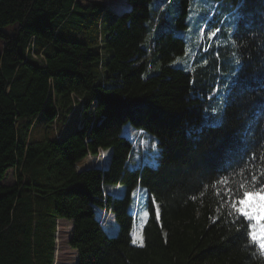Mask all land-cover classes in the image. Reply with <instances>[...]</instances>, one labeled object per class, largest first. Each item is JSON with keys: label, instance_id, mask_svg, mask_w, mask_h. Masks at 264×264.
I'll return each mask as SVG.
<instances>
[{"label": "trees", "instance_id": "1", "mask_svg": "<svg viewBox=\"0 0 264 264\" xmlns=\"http://www.w3.org/2000/svg\"><path fill=\"white\" fill-rule=\"evenodd\" d=\"M169 1L124 0L116 11L0 0V264H54L60 221L73 264H264L225 192L264 183V0H211L236 15L239 62L213 126L203 125L212 86L200 80L222 56L212 42L221 26L191 71L171 67L184 53L175 29L187 0H177L175 27L142 46ZM10 169L15 184L5 186ZM104 211L114 235L109 221L100 226Z\"/></svg>", "mask_w": 264, "mask_h": 264}, {"label": "rangeland", "instance_id": "2", "mask_svg": "<svg viewBox=\"0 0 264 264\" xmlns=\"http://www.w3.org/2000/svg\"><path fill=\"white\" fill-rule=\"evenodd\" d=\"M110 2V8L116 9L118 11L120 7L123 6L124 0H82L84 4L90 2ZM156 4L153 2L150 5V9H155ZM180 7V2L177 0H170L168 4L162 5L160 8H164L162 15L163 22L157 26V29L151 34L148 35L142 46L144 48L148 47L149 42L153 39L160 31L166 30L168 28H174V15L177 12L176 10ZM236 15L229 13L226 10L225 6H218L212 3L211 0H187V13L185 18L186 26L184 28L175 29V33L181 37L185 43L184 53L180 56L173 58L169 62V66L175 68H182L185 71H191L193 69V63L195 59L201 54L202 47L206 48L204 45H211V40L208 39V31L212 30V26L215 23L220 25L219 28L220 34L217 37V40H213L215 43L213 47H219L222 51V56L216 58L218 60L216 66H211L209 73L206 76H201L200 83L205 84L209 83L212 86L211 95L215 97L213 100L214 106H210V113L205 115L203 120L204 126H213L218 125L221 119V111L224 105L225 96L231 84L235 80V76L238 71V59L235 50V45L233 41V32L236 26ZM203 30V34L201 32ZM206 45V46H207ZM215 56H218L215 53ZM33 59L37 58L36 55L32 56ZM151 58V57H150ZM159 67V64L156 65ZM137 130L136 128L131 127L130 125H124L121 129L123 136L127 137L130 140L137 141L136 143L140 144L143 139V133ZM141 137H143L141 139ZM150 139L147 137L145 143ZM155 144V141L151 142V146ZM153 149V147H152ZM155 150V149H153ZM106 159H109V152L104 153ZM105 159L100 155V158L94 163L95 166L99 165ZM89 166V160L84 158L76 163V169L80 170ZM5 186H11L15 184V171L10 169L6 172L5 178L2 182ZM140 203V202H139ZM134 207V202L130 204V208ZM104 211L102 215V220L107 221L109 213ZM108 214V215H107ZM70 231V225L64 221L58 222V232L55 236L56 240V251L57 258L55 264H73V252L66 246V240L68 238V233ZM117 231L116 224L111 219L105 229V232L108 235H114Z\"/></svg>", "mask_w": 264, "mask_h": 264}, {"label": "snow or ice", "instance_id": "3", "mask_svg": "<svg viewBox=\"0 0 264 264\" xmlns=\"http://www.w3.org/2000/svg\"><path fill=\"white\" fill-rule=\"evenodd\" d=\"M203 34V30H201ZM219 29L216 31H208V39L211 40L217 36ZM155 149V144L152 145ZM152 166L155 165V161H152ZM227 185L228 180L225 178L221 181ZM252 185L259 183L258 177L253 175L251 178ZM247 180L240 185L242 194L233 188L226 187L225 192L228 195V202L231 205L232 210L237 214V223L243 225V231L246 232L248 240L258 247L261 254L264 255V183H261L259 188L253 187L252 190L246 188ZM220 193L217 192V195ZM153 204L155 200L153 199ZM157 215L159 214V208L156 209ZM145 216L150 215L149 212L144 213ZM242 218V219H241ZM241 229H238L240 231ZM136 243V240H133Z\"/></svg>", "mask_w": 264, "mask_h": 264}, {"label": "bare ground", "instance_id": "4", "mask_svg": "<svg viewBox=\"0 0 264 264\" xmlns=\"http://www.w3.org/2000/svg\"><path fill=\"white\" fill-rule=\"evenodd\" d=\"M34 60H37V58H34ZM104 160V159H103ZM107 213V212H106ZM105 213V214H106ZM108 215V214H107ZM104 216V215H103ZM103 218V217H102ZM104 225V221L102 220V224H101V226H103Z\"/></svg>", "mask_w": 264, "mask_h": 264}, {"label": "crops", "instance_id": "5", "mask_svg": "<svg viewBox=\"0 0 264 264\" xmlns=\"http://www.w3.org/2000/svg\"><path fill=\"white\" fill-rule=\"evenodd\" d=\"M57 255H58V254H57V252H56V258H57ZM55 260H56V259H55Z\"/></svg>", "mask_w": 264, "mask_h": 264}, {"label": "water", "instance_id": "6", "mask_svg": "<svg viewBox=\"0 0 264 264\" xmlns=\"http://www.w3.org/2000/svg\"><path fill=\"white\" fill-rule=\"evenodd\" d=\"M55 259H56V253H55ZM54 264H55V262H54Z\"/></svg>", "mask_w": 264, "mask_h": 264}]
</instances>
